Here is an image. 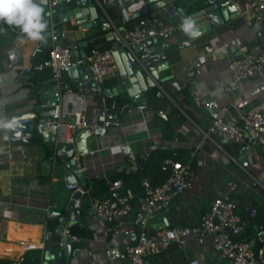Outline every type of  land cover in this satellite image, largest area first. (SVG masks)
I'll use <instances>...</instances> for the list:
<instances>
[{"label": "crops", "instance_id": "obj_1", "mask_svg": "<svg viewBox=\"0 0 264 264\" xmlns=\"http://www.w3.org/2000/svg\"><path fill=\"white\" fill-rule=\"evenodd\" d=\"M233 1L238 6L239 16L212 26L196 37L184 31L172 35L169 45L174 50L166 53L165 59H159L156 85L143 92L148 104L145 110L124 114L123 127L111 129L105 145L101 146L93 137L87 139L88 149L97 152L85 158L86 182L95 178H112L123 170L135 171L124 167L131 154L136 158L147 157L157 148H178L184 159L193 160L197 177L191 189L176 197L171 206L162 211L169 223L167 227L195 225L208 211L215 187L235 181L237 189L232 196L236 210L249 220L247 236L253 237L257 223L264 221V134L257 135L247 166L239 161L242 152L226 135L207 136L212 124L208 102L216 101L215 112L234 121L264 103V83L258 77L243 79L235 91L226 90L228 56L264 48V37H257L242 15L248 0ZM185 4L189 6L186 1L178 5L186 10ZM107 12L111 19L120 16L116 5L109 4ZM141 18L137 16L128 22L122 19L118 25L127 23L130 26ZM151 19L155 23L154 18ZM162 20L164 25L169 23L167 14L159 17L157 22ZM55 26L68 33L65 42L71 49L84 40L88 41L86 53L94 47L105 49L110 46V29L105 30L101 26L82 29L74 19ZM184 41H189V44H182ZM43 43L24 38L15 26L5 24L0 27V260L18 264H30L35 259L38 264L44 263V233L49 230V224L56 223L57 229L61 219L69 216L68 205L74 193L66 180L71 165L63 156H54L52 141L41 139L37 143L13 144L6 131L8 116L35 109L37 89L56 88L49 70L39 71L32 66L36 48L41 49V60L46 55ZM224 49L227 53L223 52ZM78 50L84 51L80 47ZM197 62L202 64L199 72ZM10 63L15 64L14 71L9 68ZM64 79L70 85L65 93L79 91L80 77L66 73ZM119 83L117 76H111L106 78L104 87L113 88ZM158 85L166 89L170 98L156 96ZM185 90L190 92L191 102L184 99ZM85 96L88 101L86 117L96 120L100 96L90 93H85ZM119 96L121 99L131 98L127 92ZM67 99L71 108L73 97ZM125 143L130 146L128 154L122 147ZM9 154H12L11 158ZM254 178L260 179L263 186L254 187ZM96 199L87 194L81 199L83 220L94 229V237L80 243L73 242V250L79 248L80 255L65 264H100V260L106 258L107 247L122 248L130 241L131 236L123 235L124 231L110 235L111 224L94 217L91 200ZM253 208L257 209L256 216L251 214ZM51 209L61 210L62 218L49 217ZM156 216L149 223L153 232L160 230L154 227H160L162 223ZM68 225L71 227L73 221ZM126 227L128 230L137 229L132 223ZM32 244L35 247L31 248ZM116 260L125 264L126 258L120 255ZM194 260L198 264H234L219 256L210 238L196 237H190L184 245L172 243L163 253L148 257L144 264H191ZM105 264H111V261L105 260Z\"/></svg>", "mask_w": 264, "mask_h": 264}, {"label": "built area", "instance_id": "obj_2", "mask_svg": "<svg viewBox=\"0 0 264 264\" xmlns=\"http://www.w3.org/2000/svg\"><path fill=\"white\" fill-rule=\"evenodd\" d=\"M69 1V0H65ZM84 3L96 2L101 7L104 5H116V0H82ZM55 5V0H51ZM146 8V7H145ZM242 15L246 17V22L257 37H264V0H248L245 4ZM169 23L162 27L155 28V23L142 17L136 23L127 26H119L111 22L108 32L110 46L105 49L92 48L85 56L75 58L72 49L65 42L68 37L66 31L58 29L55 24L52 26L51 47L48 56L41 60L36 70H49L52 75L55 87L58 88L65 97L63 105H57V110L52 116L56 119L57 130L54 131L56 139L53 141V153L55 157L64 155L65 147L73 143L76 146V138L82 131L88 132V138H95L101 146L105 145L111 129L123 127L122 117L135 111H143L148 107L147 102L140 98L141 94H136L129 99H121L113 92H106L104 83L105 75L118 70V65L113 55L115 50L126 49L133 51L136 46L143 43L152 29H156L155 36L162 42V48L169 45V40L176 32H182L181 25L185 22V9L179 8L174 13L167 15ZM41 51L40 48H38ZM227 53V50H223ZM160 51L156 43L143 48L139 58H158ZM131 66V62H129ZM202 64L196 63L197 72ZM73 67L82 70H89L91 76L81 83L78 92L65 93L70 89L69 83L64 79V75L69 73ZM9 68L14 71L15 64L10 63ZM226 71L228 80L226 90L235 91L243 79L258 77L264 83V48L259 50H244L237 56H228ZM89 83V86L87 85ZM64 91V92H63ZM85 93L100 96L99 110L96 120H88L86 117L88 101ZM73 97V106L67 104L68 97ZM157 97L170 95L162 85H158ZM216 101L207 103V107L212 111V124L210 134L222 133L237 145L244 153L252 149L259 134H264V103L262 107L251 109L241 115L236 121L215 112ZM74 119V122H72ZM47 131L40 128V123L34 126V134L42 136ZM87 138V139H88ZM220 148L221 145H220ZM97 150L84 151V147L76 150L72 160L78 171H86L85 158L94 155ZM12 157V154H9ZM128 164L125 168L137 171L139 164L135 155L128 157ZM162 169L169 173L168 178L161 184H153L151 180L144 177L138 191L125 186L122 179L106 178L109 195L103 199L91 200V211L95 218L105 220L111 224V231L119 234L124 231L130 235V241L122 248L107 247L105 257L100 260V264H105V260H110L111 264H121L116 257L124 255L125 264H144L146 259L153 255H159L169 248L172 243L186 244L190 237L198 239L210 238L212 244L220 257L231 260L234 264H264V225H258L253 237L247 236L250 226L249 220L241 217L236 210L232 193L237 189L235 181H229L226 185L220 184L215 187V194L210 202L208 211L201 215L199 221L192 226H169L158 231H151L150 220L158 213L168 209L176 197L182 196L185 191L191 189L196 181L197 172L193 167V160H176L167 157L162 162ZM252 185L261 187L263 183L260 179L254 178ZM68 187L75 191H81L82 195L88 194L89 190L75 183L68 184ZM252 216L257 215V209L253 208ZM49 217L62 218V211L51 209ZM133 224L136 230L126 229L128 224ZM73 224H84L83 208L75 209V219ZM134 233L133 235H131ZM53 232L45 231L42 248L45 249L50 241ZM72 242L80 243L82 239L71 233ZM35 247L34 244L30 245ZM79 250V248H76ZM50 264H56L51 262ZM191 264H198L197 260Z\"/></svg>", "mask_w": 264, "mask_h": 264}, {"label": "water", "instance_id": "obj_3", "mask_svg": "<svg viewBox=\"0 0 264 264\" xmlns=\"http://www.w3.org/2000/svg\"><path fill=\"white\" fill-rule=\"evenodd\" d=\"M117 8L120 12L119 17L111 19L108 17L107 7L104 5L101 7L96 2L84 3L82 0H55L56 4L52 5L51 0H35L43 9V17L47 22L46 39L43 46L46 49L51 47V33L53 24L57 25L70 19H74L76 24H80L81 28H91L94 26H101L107 30L111 26V22L116 24L121 23L124 19L128 22L131 18L141 16L151 21L154 18L155 28L162 27L164 20L158 21V18L165 16L166 14L174 13L177 9L181 8L178 4L186 1L189 4L185 10V21L192 23L193 29L197 35H200L212 26H217L225 20H230L239 16L238 6L233 0H116ZM111 5V4H110ZM146 7V8H145ZM185 8V7H182ZM188 8H190L189 12ZM129 13L132 15L129 16ZM5 25L0 21V27ZM13 27L12 25H9ZM156 29H152L149 32V37L141 44L136 46L133 51L120 49L115 50L113 55L118 65V70L105 75V78L111 76H117L120 83L113 88L106 89V92H113L116 95L127 92L132 98L136 94H141L140 98L145 100L144 91L148 87H154L156 81L159 78L157 64L158 58H145L140 59L139 54L146 46L156 43L160 51V59H165L166 53L173 51L174 47L168 45L165 49L162 48V42L158 41L155 36ZM191 36V35H190ZM191 36V37H196ZM182 44L188 45L189 41H184ZM88 46V41L84 40L77 45L72 46V55L75 58L85 56V48ZM83 48L79 51L78 48ZM41 62L40 51L36 48L32 56V66L36 67ZM131 62V66L129 64ZM79 67H73L69 73L80 77L81 83L88 80L91 76L89 70H82ZM89 86V83L87 84ZM37 105L33 111L22 112L15 115L8 116L6 118V131L13 144H30L37 143L41 139L43 141H55L57 130L56 119L52 116L57 110V105L60 107L63 105L65 97L59 89L53 87H42L37 89ZM40 123V128L47 131L41 137L34 134V126L36 123ZM74 122V119H72ZM88 132L82 131L76 138V146L81 149L84 147V151H88L87 138ZM76 146L73 143L68 144L64 151L63 158L71 165V170L66 174V180L68 184L75 183L79 180L80 185H86L87 171H78L75 162L71 159ZM124 153L130 152V146L123 144ZM252 150H246L239 157V161L247 166L251 160ZM81 191H75L72 195V199L68 205L69 216L64 217L60 221L59 227L54 231L47 247L43 251V264H50L53 260L56 264H65L71 262L73 257H79L80 251L78 249L73 250V242L71 238V230L68 225L70 221L75 219V209L81 206L82 199ZM159 220H162L160 227L151 228L162 229L169 225L168 221L163 217V212L156 216ZM154 222V219H153ZM125 233H123L124 235ZM132 233L131 235H133Z\"/></svg>", "mask_w": 264, "mask_h": 264}, {"label": "trees", "instance_id": "obj_4", "mask_svg": "<svg viewBox=\"0 0 264 264\" xmlns=\"http://www.w3.org/2000/svg\"><path fill=\"white\" fill-rule=\"evenodd\" d=\"M136 23V22H135ZM134 24V23H133ZM46 55L43 60L48 56L49 49L45 50ZM157 88V87H156ZM184 99L187 102H191L190 92L185 90ZM119 98H121L119 96ZM167 157H173L176 160L187 161L184 159L181 149H163L157 148L152 151L147 157H138L137 161L139 164V169L137 171H127L123 170L119 172L112 179H122L126 187L131 188L135 191H138L141 187V183L144 177H147L151 180L153 184L163 183L169 176V173L162 169V162ZM194 167V165H193ZM85 189L89 190L87 194L89 197L103 199L109 195L108 186L106 185L105 179H92L87 181ZM258 225H264L263 222H258ZM57 224L51 223L48 226V229L52 232L55 231ZM71 233L80 237L82 240H89L94 237V229H92L86 222L83 225L73 224L70 227ZM112 231L111 234L112 235ZM0 264H18L14 261L9 260H0ZM30 264H38L36 259Z\"/></svg>", "mask_w": 264, "mask_h": 264}, {"label": "clouds", "instance_id": "obj_5", "mask_svg": "<svg viewBox=\"0 0 264 264\" xmlns=\"http://www.w3.org/2000/svg\"><path fill=\"white\" fill-rule=\"evenodd\" d=\"M42 7L35 0H0V21L19 29L24 38L43 42L46 39L47 22ZM191 36L197 33L190 21L181 25Z\"/></svg>", "mask_w": 264, "mask_h": 264}]
</instances>
